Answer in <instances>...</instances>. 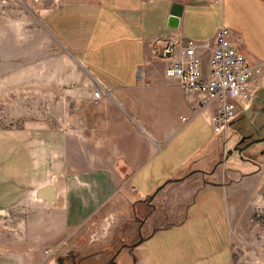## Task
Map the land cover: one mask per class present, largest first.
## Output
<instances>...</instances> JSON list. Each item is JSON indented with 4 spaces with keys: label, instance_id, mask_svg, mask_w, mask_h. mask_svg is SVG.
<instances>
[{
    "label": "crops",
    "instance_id": "crops-1",
    "mask_svg": "<svg viewBox=\"0 0 264 264\" xmlns=\"http://www.w3.org/2000/svg\"><path fill=\"white\" fill-rule=\"evenodd\" d=\"M207 2L58 0L43 13L53 54L30 69L32 80L11 83L27 91L25 112L0 119L1 249L104 248L129 218L118 212L119 203L132 215L133 203L192 170L198 172L155 195L156 216L181 219L207 186H223L232 196L225 163L214 167L227 148L226 138L213 132V107L195 112L197 97L186 98L179 80L166 76L169 59L160 50L170 38L209 31L215 17L212 38L202 42L215 44L221 21L231 44L257 68L258 92L264 0L209 2L218 13ZM173 3L183 5L176 26L169 19ZM51 57L58 59L53 65ZM94 91H100L97 101ZM48 188L51 204L43 199ZM228 209L233 216V203ZM86 232L94 236L84 247ZM149 262L139 257L137 264Z\"/></svg>",
    "mask_w": 264,
    "mask_h": 264
},
{
    "label": "rangeland",
    "instance_id": "rangeland-1",
    "mask_svg": "<svg viewBox=\"0 0 264 264\" xmlns=\"http://www.w3.org/2000/svg\"><path fill=\"white\" fill-rule=\"evenodd\" d=\"M57 2L58 0H0V119L7 120L12 114L25 112L27 91L12 88L11 83L32 80L30 69L41 67L43 61L48 59L46 56L53 54L48 48L51 45L50 39L43 36L45 33L42 27L45 24L42 17ZM208 3L206 6L212 7L214 11L217 9L218 13L219 6ZM214 18L209 19L213 26L218 21ZM220 22L219 28L223 26ZM208 24L209 22L206 26L209 31L189 36L188 39L210 40L213 26ZM205 33L209 35H204ZM51 40L53 43V39ZM54 61L58 59L51 57V65ZM263 69L264 66L255 76L256 79L264 77ZM262 88L255 92L256 99L253 103L256 102L257 105L264 103V84ZM41 108L42 106L39 107ZM53 108L58 112L57 106ZM259 109H264V104ZM256 122L264 124V111L259 114ZM1 123L9 125V121ZM237 124L228 130L225 144L227 149L232 148L238 139ZM244 125L245 129L243 127L242 130L249 131ZM261 149H264V143L253 144L245 153ZM225 173V182L231 189L232 196L228 188L207 186L204 193L196 196L192 205L184 209L181 219L167 218L164 215L163 222L160 220L164 229L139 245L137 253L141 259L145 262L150 260L148 264H264V154L260 155L258 152L254 163L245 162L238 155H230L225 162ZM209 179L214 181V178ZM230 203L234 206L233 216L228 209ZM118 205L119 213L129 215L121 225L125 223L126 228L122 234L130 242L134 238L136 226L131 220L132 215L126 203ZM92 236L94 233L86 232L83 237L84 247ZM113 242L111 238L104 247L106 251L101 259L96 258L93 264L105 259ZM96 246L93 249H83V252L96 250ZM64 247L53 251V248L46 249L40 253L27 250L20 253V248L9 245L4 250L0 248V264H48L46 259L52 253L59 255L68 251Z\"/></svg>",
    "mask_w": 264,
    "mask_h": 264
},
{
    "label": "built area",
    "instance_id": "built-area-1",
    "mask_svg": "<svg viewBox=\"0 0 264 264\" xmlns=\"http://www.w3.org/2000/svg\"><path fill=\"white\" fill-rule=\"evenodd\" d=\"M230 35L231 31L222 26L213 46L208 42L170 38L160 50L169 59L166 76L179 80L186 98L197 97L195 112L213 107L210 118L213 132L226 139L233 120L248 111L257 90L254 78L257 68L249 65L244 54L231 44ZM93 95L97 101L100 91H94Z\"/></svg>",
    "mask_w": 264,
    "mask_h": 264
},
{
    "label": "flooded vegetation",
    "instance_id": "flooded-vegetation-1",
    "mask_svg": "<svg viewBox=\"0 0 264 264\" xmlns=\"http://www.w3.org/2000/svg\"><path fill=\"white\" fill-rule=\"evenodd\" d=\"M264 103L256 104L254 102L252 106L249 107L248 111L244 114L238 115L231 125L236 126L237 124V132L238 139L236 143L232 146V148L227 149L225 153H222L218 158V161L215 163V168L221 163H225L230 155H238L245 162H255L256 154L259 152L260 155L264 154V149L255 151L253 153L246 154L245 151L253 144L259 145L263 144V142L259 143H251L253 140L260 139L264 136V124H258L256 122L257 117L261 114L264 109H259ZM256 106V109L254 107ZM249 131L242 130L245 126ZM245 129V127H244ZM242 133L240 134V132ZM240 149V150H239ZM259 156V155H258ZM208 182V180H206ZM210 183V182H209ZM139 207H142V210H138ZM156 204L153 200L149 203L137 202L135 204V214L132 211L131 220L135 224L134 238L132 241H126L123 234L126 226L120 225L115 230L112 239L114 242L112 243L109 253L105 257V259L99 261L96 264H133V259L138 262L140 254L137 253V249L139 246L135 247L133 250H130L128 245L136 242L140 234L143 237L150 235L154 230L157 231L164 229V225L161 224L160 220L163 222V218L155 215ZM132 209V208H131ZM135 216L138 220H135ZM149 231V232H148ZM156 231V232H157ZM105 248L96 249L90 252H81L68 250L63 254H57L53 258L49 259L48 264H93V261L100 255L105 252Z\"/></svg>",
    "mask_w": 264,
    "mask_h": 264
},
{
    "label": "water",
    "instance_id": "water-1",
    "mask_svg": "<svg viewBox=\"0 0 264 264\" xmlns=\"http://www.w3.org/2000/svg\"><path fill=\"white\" fill-rule=\"evenodd\" d=\"M182 9H183V5L182 4H179V3H173L172 4V8L170 10V21L173 23V25L176 26L181 14H182ZM173 26V27H175ZM264 141V136L260 139H256V140H253L252 142H250L249 144L251 143H259V142H263ZM240 150V149H239ZM198 172L197 170H192L190 171L189 173H187L184 177L182 178H179V179H175V178H172V179H168L166 181H164V183H162L161 185H159L155 191L148 195L145 199H142L140 202H144V203H149L151 200H153V198L155 197V195L169 182H175V181H180V180H183L184 178L194 174ZM49 187V186H48ZM37 193V190L35 192V195ZM43 199L47 202V204H51L52 201H53V194L51 192V188H48V193L43 197ZM132 207H133V212L135 214V203L132 204ZM135 220H138V218L135 216ZM157 229L154 230L150 235L146 236V237H143L141 234H140V237L139 239L128 245L129 249L130 250H133L135 247L139 246L141 243H143L144 241H147L148 239H150L155 233H156ZM136 263V260L133 259V264Z\"/></svg>",
    "mask_w": 264,
    "mask_h": 264
}]
</instances>
